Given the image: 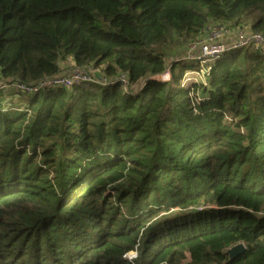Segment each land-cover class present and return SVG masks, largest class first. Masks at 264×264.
Returning <instances> with one entry per match:
<instances>
[{"label":"trees","instance_id":"obj_1","mask_svg":"<svg viewBox=\"0 0 264 264\" xmlns=\"http://www.w3.org/2000/svg\"><path fill=\"white\" fill-rule=\"evenodd\" d=\"M210 24L264 36V0H0V83L111 79L0 96V264H264V53L180 87Z\"/></svg>","mask_w":264,"mask_h":264},{"label":"built area","instance_id":"obj_2","mask_svg":"<svg viewBox=\"0 0 264 264\" xmlns=\"http://www.w3.org/2000/svg\"><path fill=\"white\" fill-rule=\"evenodd\" d=\"M248 47L258 48L264 53V36L261 34L247 33L239 28L228 25L210 24L204 29L200 38L188 47L182 59L192 60L198 64H206L210 69L209 64L216 59H219L229 52ZM200 72L201 69L194 73L199 74ZM150 79L160 83H170L171 73L167 69L162 75H157ZM116 80L120 82L123 89L126 90L129 88V81L126 75H121ZM191 80L193 81V79H189L188 82ZM110 82L111 79L104 76L96 77L94 71L90 68H73L65 74L45 78L32 85H25L19 82L0 83V92L2 93L5 89L29 95L42 89H70L82 84L106 86ZM124 258L132 261L136 258V252H129L124 255Z\"/></svg>","mask_w":264,"mask_h":264},{"label":"rangeland","instance_id":"obj_3","mask_svg":"<svg viewBox=\"0 0 264 264\" xmlns=\"http://www.w3.org/2000/svg\"><path fill=\"white\" fill-rule=\"evenodd\" d=\"M189 57V56H188ZM176 58H180L179 56L178 57H176ZM188 59V58H187ZM185 62L187 63L188 62V64H184V66H186V65H189V63H192V64H194V65H198L199 66V70L201 69V72L199 73V74H196V73H194V72H188V71H186L185 72V74H184V77H183V81L180 83V87H182L183 85H185L187 82H188V80L189 79H193V81L194 82H196V83H203V84H206V82H207V77H208V75H209V73H210V69L206 66V64H198L197 62H195V61H192V60H185ZM64 66L63 65H61V69L63 68ZM67 68H68V71L71 69V67L70 66H67ZM67 70V69H66ZM67 71V72H68ZM180 71H181V66H176L175 67V71H174V74H177V73H180ZM66 71H64V73H62V74H65V73H67ZM11 91L12 90H3L2 91V93L0 92V96H1V99H2V102H3V105H5V104H9V103H11L12 101L14 102L15 100H18L17 99V97H14V95L12 94V95H10V93H11ZM11 101V102H10ZM17 103H18V101H16ZM21 102V101H20ZM19 102V103H20ZM18 103V104H19ZM23 102H21V104H22Z\"/></svg>","mask_w":264,"mask_h":264},{"label":"water","instance_id":"obj_4","mask_svg":"<svg viewBox=\"0 0 264 264\" xmlns=\"http://www.w3.org/2000/svg\"><path fill=\"white\" fill-rule=\"evenodd\" d=\"M245 250H246L245 245L243 243H238L228 248L225 251V253L227 255L228 260L230 261L235 257L239 256L240 254H242Z\"/></svg>","mask_w":264,"mask_h":264},{"label":"crops","instance_id":"obj_5","mask_svg":"<svg viewBox=\"0 0 264 264\" xmlns=\"http://www.w3.org/2000/svg\"><path fill=\"white\" fill-rule=\"evenodd\" d=\"M63 66H64V68L67 67V66H70V67H71L72 64L68 62V63L64 64ZM11 92H12V91H11Z\"/></svg>","mask_w":264,"mask_h":264}]
</instances>
